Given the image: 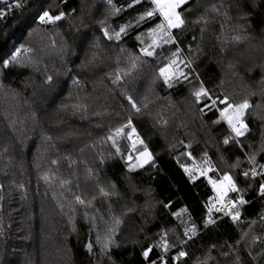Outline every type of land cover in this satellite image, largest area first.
<instances>
[{
    "label": "trees",
    "instance_id": "trees-1",
    "mask_svg": "<svg viewBox=\"0 0 264 264\" xmlns=\"http://www.w3.org/2000/svg\"><path fill=\"white\" fill-rule=\"evenodd\" d=\"M151 8L148 0H26L0 17V264H153L161 237L186 253L165 264H264L261 182L243 177L252 166L264 173V0L190 1L179 9L176 43L156 57L142 51L160 23L139 20ZM45 11L62 19L41 25ZM179 49L198 80L186 66L188 78L169 86L160 69ZM201 85L249 102L243 136L214 109L201 111L193 95ZM129 121L144 142L136 152L147 147L153 157L144 167L130 168L121 138L119 152L108 140ZM191 160L211 168L209 177L192 179ZM224 174L240 189L227 199L247 203L236 221L213 210L205 227L209 179Z\"/></svg>",
    "mask_w": 264,
    "mask_h": 264
},
{
    "label": "snow or ice",
    "instance_id": "snow-or-ice-1",
    "mask_svg": "<svg viewBox=\"0 0 264 264\" xmlns=\"http://www.w3.org/2000/svg\"><path fill=\"white\" fill-rule=\"evenodd\" d=\"M153 7L150 10H147L143 15L139 17V20H144L145 17L151 18L156 16L157 14L159 17H161V22L156 25L155 29L150 30V35L154 37L152 45H149L148 48L142 49L145 55L151 56L153 55V51H150L149 48H153L154 46H158V40L163 41L164 43H168L172 41L171 36V30L180 28L182 25H184L185 20L182 17V13L178 11V9L182 6L188 3V0H150ZM109 3H111V0H109ZM140 3V0H133V4ZM133 5L130 4L129 7H132ZM116 11H119V9H116ZM0 15H3L2 12H0ZM63 14L57 15V16H51L49 12L45 11L40 17V21L42 22H55L60 19H62ZM125 27H121L120 32H124ZM107 31L105 32V35H107ZM116 38L118 39L120 36V33H116ZM111 39V37H109ZM239 39V37H237ZM179 55V51L173 53V59L170 60L169 64L160 69V75L164 77L165 83L169 82L170 76H169V70L173 69V66H175L174 70L171 72V76H176L177 74L179 76H183L184 79H187L188 77L185 75V73L180 69L179 63L177 60V57ZM19 56V52L13 56V59H16V57ZM8 64L7 61L4 62V66L6 67ZM119 76H117V80H119ZM49 80H51V77H49ZM171 86V84H169ZM193 95L196 98L197 102H201L204 104V107L201 109V111H204L205 108L208 110H211L212 108H217L218 104L224 105L223 108H217V110L220 113V119L227 122L229 127L232 129V132L235 133V137H241L245 134V132L248 131V125L244 123L243 117L245 115V112L247 109L251 107L249 102L245 100L244 102L240 104H232L228 101V98L225 97L224 99L219 98H213L211 94L201 85L197 90L194 91ZM129 103L132 105L133 108H135L137 111H139L138 108H136V103L133 100L132 97H127ZM217 123L219 121H216ZM124 127H131V121L128 122L127 125ZM124 127L117 128L114 133L109 135L108 140H111L113 143V146L117 148V152L120 151L119 147L116 143V137H119L124 132ZM136 133V129L132 127L131 132L128 134V139H132V136ZM136 140L139 141V143L143 144V140H140L139 137H136ZM225 144L229 143V139L224 140ZM136 141H133L132 147L135 149ZM143 158V159H142ZM137 161L140 162L138 165H130V168H135L137 166L142 167L144 163H147L151 159V153L148 152L147 147L144 148L143 152L140 153L138 157H136ZM128 160H132V156H128ZM254 161V157L252 158ZM205 163H209L208 161H205ZM261 167H264L262 165ZM211 168L203 169L201 170V175H206L208 171H211ZM186 172H189L191 174V169L185 168ZM264 175V173H260ZM251 175L252 177H255L258 175L255 168H252L250 171L243 172L244 177H248ZM45 179H48L45 177ZM213 189L216 192V196L214 197L215 203L210 202V206L208 207V218L205 222V227L208 225L214 224L215 221L212 219L211 213L213 209H215L216 212H224L225 215H230L233 219V221H236L240 218V211L238 208V205H244L247 203V201L243 198V196H239L236 200H228V194L231 192H240V189L237 187L236 181L233 179L231 175L224 174L219 180H210L209 181ZM67 183V182H65ZM259 192L262 196H264V183L260 184ZM100 193L104 196H108L109 193L105 191L103 187L100 188ZM75 199L80 204H84L85 201L80 196H75ZM217 204L219 207H217ZM175 215L179 216V213H176ZM116 223H119L117 220ZM189 233H192L195 235L196 233V227L193 225L190 228L185 229V236H188L189 239H191V236H189ZM186 242V241H185ZM112 243V240L109 238L103 243V247L107 249L109 245ZM88 249L91 250L92 245H87ZM160 247H162L163 251L165 253L168 252L170 245L168 244L167 240L164 237H161V244ZM152 251V248L149 247L147 250L143 252V256L145 258H148L149 253ZM186 253L184 251H179L178 256L175 257V259H179L180 257H184ZM161 260H163V257H161ZM155 264V262H153Z\"/></svg>",
    "mask_w": 264,
    "mask_h": 264
},
{
    "label": "rangeland",
    "instance_id": "rangeland-1",
    "mask_svg": "<svg viewBox=\"0 0 264 264\" xmlns=\"http://www.w3.org/2000/svg\"><path fill=\"white\" fill-rule=\"evenodd\" d=\"M149 2H150V0H148ZM190 1H192V0H188V3L190 2ZM151 3V2H150ZM182 6H184V5H182ZM181 6V7H182ZM152 7H153V5H152ZM180 7V8H181ZM179 8V9H180ZM179 9H178V11H179ZM159 18L160 19V22H161V17H159V15L157 14L156 16H154V17H151V19H154V18ZM183 26V25H182ZM181 26V27H182ZM180 27V28H181ZM156 28V25L154 26V28L153 29H155ZM180 28H176V29H180ZM176 29H172L171 30V36H172V41L171 42H168V43H164L163 41H160L159 40V38L157 37L156 39L158 40V46H154L153 48H149V50L150 51H153V55H151V56H154V57H156V56H158L159 55V53L161 52V50L163 49V48H165V47H167V46H171L172 44H174V43H176V39H175V37H174V35H173V32H174V30H176ZM152 30V29H151ZM150 33V32H149ZM150 35V34H149ZM153 39H154V37L152 36V35H150V43H149V45H152V43H153ZM148 45V46H149ZM148 46H147V48H148ZM172 59H173V56H172ZM177 60H178V63H179V67H180V69L184 72L185 71V68H186V66H188L192 71H193V73L195 74V76H196V79L198 80V75H197V73H196V71L194 70V67L192 66V64L189 62V59L187 58V56L186 57H184L183 56V51H182V49H179V55H178V57H177ZM174 68H175V66H173V69H170L169 70V76H170V79H169V83L171 84L172 82H173V80H175V78H178V77H180L178 74L176 75V76H171V72L174 70ZM211 96L215 99L216 97H214L212 94H211ZM221 106H224V105H222V104H218L217 105V108H222ZM217 108H212V109H214L218 114H219V116H220V113H219V111L217 110ZM223 122L225 123V125H226V127L230 130L231 128L229 127V125L227 124V122L226 121H224L223 120ZM162 123H164V122H162ZM132 127H134V126H131L129 129H127V130H124V132L122 133V135L124 136V137H122V136H119L121 139H122V141H124V144H126V146H127V156H126V160H128V156L129 155H131L132 156V160L131 161H129L128 160V164L129 165H138L140 162H138L137 161V159H136V157H138L139 155H140V153H137L136 151H137V149L142 145L141 143H139V141H136V144H135V149H133V147H132V143L129 141V139H127V137H128V134L131 132V129H132ZM135 128V127H134ZM136 129V128H135ZM231 131V130H230ZM235 135V134H234ZM135 136H138L139 138H140V140H143L142 139V137H141V135L138 133V131L136 130V133L132 136V138L133 137H135ZM118 137V138H119ZM149 152V151H148ZM150 153V152H149ZM143 159V158H142ZM153 160V157H152V155H151V159L147 162V163H144L143 164V166L142 167H144V166H146L147 164H149L151 161ZM137 167H140V166H137ZM185 168H188V169H191V174H189V172H187V174L192 178V179H196V178H200V177H206V178H208L209 177V173H210V171H208L207 172V174L206 175H201V170H203L200 166H198L194 161H190L187 165H185L184 166V169ZM208 168V167H207ZM206 168V169H207ZM209 180H211V179H209ZM210 185H211V187H212V190H213V193H214V197L216 196V192H215V190L213 189V186H212V184L210 183ZM214 197H213V199H212V202L211 203H215V200H214ZM188 228V227H187ZM172 250H174V249H170V250H168V252H170V251H172ZM163 254V253H162ZM158 262H160V263H158ZM158 264H165V263H163L162 261H160V260H158ZM157 263H155V264H157Z\"/></svg>",
    "mask_w": 264,
    "mask_h": 264
},
{
    "label": "built area",
    "instance_id": "built-area-1",
    "mask_svg": "<svg viewBox=\"0 0 264 264\" xmlns=\"http://www.w3.org/2000/svg\"><path fill=\"white\" fill-rule=\"evenodd\" d=\"M25 1H26V0H12L10 3H8V4H6V5H4V4H0V6H1V8H0V12L3 13V15H0V17L2 18V17H4V16L8 15L10 12H12V11H13L14 9H16V8H23V7L25 6ZM40 24H41V25H49V26L51 25V24L48 23V22H42V21H40ZM230 130H231V132H232V129H230ZM232 133H233V132H232ZM233 134H235V133H233ZM120 136L124 137L122 134H121ZM136 137H137V136L133 137L132 139H129V141L133 144V141H137V140H136ZM119 138H120V137H119ZM127 139H128V138H127ZM139 139H140V138H139ZM126 162L129 163L128 160H126ZM252 168H255V167L252 166ZM255 169H256V168H255ZM256 171H257V169H256ZM257 173H258V175L255 176V177H252L251 175H249L248 177H244V176H243V177H244V178H250V179H253V180H259L261 183H264V181L262 180V178H261V176H260V174H259L258 171H257ZM217 207H219L218 204H217ZM213 210L215 211V209H213ZM215 212H216V211H215ZM216 213H217L218 215L224 216V217H226V218H230V217H231L230 215H225L224 212H216ZM193 225H194V224H192V223L189 224V225H188V228L192 227ZM189 236H191V238L194 237L192 233H189ZM186 238L189 239L188 236H186ZM168 244H169V243H168ZM160 249H161V252H162L163 254H161L159 260L162 261L163 263H166L167 260L170 259V258H175V257L178 256V255L175 253L174 250L165 253V252L163 251L162 247H160ZM161 257H163V260H161Z\"/></svg>",
    "mask_w": 264,
    "mask_h": 264
},
{
    "label": "water",
    "instance_id": "water-1",
    "mask_svg": "<svg viewBox=\"0 0 264 264\" xmlns=\"http://www.w3.org/2000/svg\"><path fill=\"white\" fill-rule=\"evenodd\" d=\"M11 1L12 0H0V4L6 5V4L10 3Z\"/></svg>",
    "mask_w": 264,
    "mask_h": 264
}]
</instances>
